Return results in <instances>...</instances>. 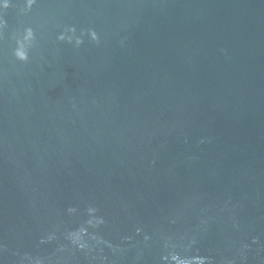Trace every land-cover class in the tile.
Wrapping results in <instances>:
<instances>
[{
	"label": "water",
	"instance_id": "1",
	"mask_svg": "<svg viewBox=\"0 0 264 264\" xmlns=\"http://www.w3.org/2000/svg\"><path fill=\"white\" fill-rule=\"evenodd\" d=\"M13 4L0 40L2 264H159L164 237L178 250L195 239L212 264H264V0ZM65 24L100 43L56 40ZM21 26L38 41L26 63L12 56ZM88 203L106 223L82 250L64 231Z\"/></svg>",
	"mask_w": 264,
	"mask_h": 264
},
{
	"label": "clouds",
	"instance_id": "2",
	"mask_svg": "<svg viewBox=\"0 0 264 264\" xmlns=\"http://www.w3.org/2000/svg\"><path fill=\"white\" fill-rule=\"evenodd\" d=\"M37 4V0H21L19 7L20 14H27L33 6ZM13 0H0V40L4 38L5 30L7 28V21L5 20V12L10 7H13ZM88 39L96 44L100 43V36L94 28H80L79 30L75 25L65 24L62 29L56 34V40L65 42L72 47L78 49L85 43V39ZM10 39L14 41V47L12 48V56L22 63H26L30 59V52L37 46V36L33 27L21 26L16 28L10 34ZM75 107V104H73ZM66 214L69 216H76L80 214V209L76 206H68ZM83 214L86 217L82 222L74 228H66L64 231V238L72 245L79 249H88L89 238L99 240V237L90 232V229H98L106 223L105 217L100 214V210L92 203H88L83 210ZM237 226V225H234ZM135 231L140 233L141 227H136ZM55 239V233H49L45 237L41 238V243L51 241ZM128 239V237H126ZM144 239L147 241L151 239L148 234H145ZM258 237L252 238V243H258ZM196 244L195 239L189 240L187 243L179 246L173 242L171 237L163 238V249L159 257V264H212V258L207 255L200 254L199 249H194ZM3 246L0 245V248ZM243 248L249 247L244 244ZM2 264V261H0ZM18 264H45L43 258L32 257L25 253L20 257ZM227 264H233L232 261H228Z\"/></svg>",
	"mask_w": 264,
	"mask_h": 264
}]
</instances>
